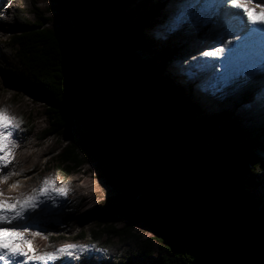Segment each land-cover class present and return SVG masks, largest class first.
Returning <instances> with one entry per match:
<instances>
[{
  "label": "trees",
  "instance_id": "1",
  "mask_svg": "<svg viewBox=\"0 0 264 264\" xmlns=\"http://www.w3.org/2000/svg\"><path fill=\"white\" fill-rule=\"evenodd\" d=\"M56 1L73 24L70 45L44 27L47 17L29 24L20 16L22 30L1 42L0 73L45 102L47 125L39 139L65 136L78 115L91 118L87 134L63 145L54 158L63 177L86 161L95 163L109 182L114 174L128 181L126 193L109 200L111 209L126 208V216L140 204L148 210L140 219L156 232L153 239L142 238L132 224L75 233L106 250L95 255V264L149 258V264H264V192H254V200L241 183L249 174L251 185L264 186V144L259 153L251 151L264 130L246 137L228 120L215 130L207 156L192 157L200 148L197 137L210 132L224 112L186 125L177 91L154 69L132 68L133 53L153 46L139 19L131 27L120 20L123 3L136 0ZM139 103L146 107L145 120L135 112ZM26 125L21 129L29 135ZM237 137L243 140L239 153L232 149ZM49 225L56 229L49 242L64 238ZM155 241L166 252L154 259Z\"/></svg>",
  "mask_w": 264,
  "mask_h": 264
},
{
  "label": "rangeland",
  "instance_id": "2",
  "mask_svg": "<svg viewBox=\"0 0 264 264\" xmlns=\"http://www.w3.org/2000/svg\"><path fill=\"white\" fill-rule=\"evenodd\" d=\"M169 1L171 0H136L131 5L129 2L127 4L125 2L123 3V9L119 11V16L120 20H126L130 27L136 19L143 23V34L153 41V46L147 50H136L133 53L132 68L143 66L145 70L154 69L160 80L164 83L167 82L177 91L184 111L183 117L187 121L186 125L196 124L205 117L210 118L215 112H224L210 132L202 131L197 137L195 143L200 148L194 150L192 157L204 158L207 156L208 142L211 141L215 130L228 120L235 121L240 130L245 132L246 137L260 135L264 130V115L257 117L258 121L255 120V128H252V122H242L239 115L240 104L245 100L242 95L236 94L231 89H226L222 93L223 95L213 99L208 94L199 91L196 88L195 81L193 83L187 80L185 78L186 75L178 70L179 68L176 67V64L170 62L172 55L184 53L193 45L198 44L201 25H190L175 35L165 33L163 27L159 28L157 22L168 20L167 11L171 7ZM257 2L264 3V0H257ZM31 6L33 5L29 0H24L23 2H17V4L14 3V6H9L6 13L0 11V18L10 17L12 19L11 25L7 23L0 24V47L1 42L8 35L22 30L18 23V17L20 16L25 17L29 24L37 20L40 21V16L47 17L48 21L43 24L44 27L53 30L60 37L62 44L68 47L70 39L68 38L67 30L72 29L73 24L67 11L61 9L56 0H40L35 7L39 8L41 15L34 11H29ZM139 12H141V15ZM258 16H264V12L260 9H257L256 17ZM194 29H196L197 34L193 35V39H191L188 35L195 31ZM156 30H160L164 37L159 39ZM121 34L123 35L122 32ZM195 36L197 37L195 38ZM258 58L262 59L261 56ZM245 63L247 62L237 60L235 61V67L243 68ZM262 90L264 91V88ZM193 104H195L196 108ZM0 107L5 108L10 115L15 116L21 124H27V129L31 131L29 135H25L24 131L18 130L15 136L17 146L13 149L10 160V163H12H9L8 170L24 173L25 179L22 181L20 191H15L10 193V195L31 191L33 188L38 187L45 177H48L57 187L64 186L67 193L74 190L78 193L77 196L71 195V198L65 200L57 198L55 204L52 201H46V209L36 213L32 222H41L40 224H42L43 228L40 231L43 234L40 236H32L30 233L26 234V237L32 241L31 247L33 249H37V252H48L64 244L92 245L89 238H75V233L79 229L96 232L103 225L120 229L127 224H132L133 231L142 238L153 239L157 237L154 229L140 219L141 216L148 212L143 205H138L130 216H126V208L121 210L110 208L109 200L126 193L125 187L128 182L121 176L114 174L111 179L115 181L109 183L106 174L95 163L88 161L84 162L81 167L72 170L65 177L55 167L54 158L62 146L87 134L85 124L89 123L90 117L78 115L68 127L65 136L55 134L39 139L38 137H40L42 130L47 125V120L44 116L45 102L23 90L16 81L5 73H0ZM258 107L264 111L263 105L258 104ZM242 141L241 138L237 137L232 145V149L237 151V153L240 152V143ZM263 144L264 138L259 139L257 137V144L251 149L252 153H259ZM24 156L27 159L26 162L20 163L17 161ZM214 156L216 158L220 157L216 153ZM248 177L249 174H246L242 178L241 183L244 185V190L249 191L253 199L257 200L259 195H255L254 192L260 191V188L264 192V186L258 181H256V185H251ZM6 183L0 185V189L3 188L5 193ZM261 198L264 199L263 193ZM261 212H264V206L261 208ZM49 224L57 226V230L64 238L59 239L57 242H47L48 234L56 231ZM102 238L106 240V236L103 235ZM184 240L187 241L188 239L184 238ZM165 252L160 241H155L153 258L155 259ZM98 253L102 254L103 252L94 248L90 249V253L84 254L79 260L62 258L49 262V264H95V255ZM77 254H80L79 250H77ZM150 261V258L129 260L128 264H149Z\"/></svg>",
  "mask_w": 264,
  "mask_h": 264
},
{
  "label": "snow or ice",
  "instance_id": "3",
  "mask_svg": "<svg viewBox=\"0 0 264 264\" xmlns=\"http://www.w3.org/2000/svg\"><path fill=\"white\" fill-rule=\"evenodd\" d=\"M256 9L264 12V3L257 0H177L175 13L162 27L165 33L172 35L190 25L201 23L211 22L219 29L212 43L190 59L201 73L210 70L220 74L223 71L224 79L216 85V89L222 93L257 75L264 77V58L254 62L250 55L257 48L260 36L264 35V17L255 19ZM245 53L249 54L244 57L247 63L243 68H236L235 61ZM18 130H23L21 122L0 107V185L16 174L8 170V165L13 149L17 146L15 136ZM18 186L17 180L8 184V189H16ZM66 194L64 186H55L48 177L28 192L10 195L0 189V264H49L62 258L79 260L95 248L94 245L72 243L52 251L37 252L31 247L32 241L26 234H43L31 230L34 227L31 222L37 210L45 209L46 201L55 204L57 198H63Z\"/></svg>",
  "mask_w": 264,
  "mask_h": 264
},
{
  "label": "bare ground",
  "instance_id": "4",
  "mask_svg": "<svg viewBox=\"0 0 264 264\" xmlns=\"http://www.w3.org/2000/svg\"><path fill=\"white\" fill-rule=\"evenodd\" d=\"M16 1L17 2H23L24 0H15L12 4H10V6H14V3L17 4ZM29 1L33 5V6L29 7V11H34L35 13L40 14L39 8H36L35 7L36 4L38 2H40V0H29ZM2 2L3 1L0 0V9L2 8V5H3ZM1 3H2V5H1ZM3 7H5V6H3ZM6 9H7V7H6ZM139 14L141 15V12H139ZM256 14H257V9L254 12V17H256ZM262 17H264V16H261V18ZM11 20L12 19L10 17H4V18L2 17V18H0V24L7 23V24H10L11 25V22H12ZM257 20H259V19H257ZM200 25H201V29H200V35L201 36H198L197 35L198 36V39H200V37H202V39H203L204 36L207 33H210V32H212V33L213 32H218V30H219L211 22H209L207 24L201 23ZM156 32L162 34V35H158V38L159 39H161L162 37H164V34L160 30H156ZM196 34H197V31H193V32L189 33L188 36H189V38L193 39V35H196ZM197 36H195V38ZM259 41L264 42V38H259ZM174 68H176V67H174ZM182 74H185L186 75L185 78L187 80H189V81H192L193 83H194V80H196L197 82H199L200 83L199 84V87L196 86V88L197 89H200L202 91L201 82H200L201 80L200 79L205 78V77H210V76L212 77L213 72H211L209 70L208 72L201 73L199 71V68L196 65H193L191 68L187 69L185 72L183 71ZM222 74H224V73H222ZM263 88H264V77H261L259 75H257L254 79H252L250 81L245 80V81H242L240 84L235 85L232 88H228V89H231V91H234L236 94L242 95L243 98L245 99L244 102L240 104V108H239L240 109V114L239 115L241 116V121L242 122H245V123L246 122H252V128H255L256 127L255 126V120L258 121L257 120V117H260V115H264V111L262 109H259V107H258V104L264 106V91L262 90ZM202 92L204 93V91H202ZM208 93H209L208 95L210 97H213V94H211L210 92H208ZM17 161L20 162V163H23V162H26L27 159L24 156V157L21 158V160L18 159ZM14 173H16L17 175L24 174V173H20V172H14ZM16 174L13 175L12 177H10L9 180L12 179V178H16ZM6 182L9 183V181H6ZM7 183H6V187H7ZM71 195L75 197V196L78 195V193L76 192V190L71 191V192H68L66 194V196L64 198H61V199L62 200L69 199V198H71ZM45 209H43V210H45ZM43 210H37L36 213H39L40 211L42 212ZM33 223L40 224L41 222H33Z\"/></svg>",
  "mask_w": 264,
  "mask_h": 264
},
{
  "label": "water",
  "instance_id": "5",
  "mask_svg": "<svg viewBox=\"0 0 264 264\" xmlns=\"http://www.w3.org/2000/svg\"><path fill=\"white\" fill-rule=\"evenodd\" d=\"M142 97H140V99H139V101H141L142 102ZM135 112H136V114H137V116L141 119V120H145L146 119V116L144 115V111H146V107H145V105L144 104H140L139 103V105L137 104V105H135ZM152 111V110H151ZM123 179H125V178H123ZM126 180V179H125ZM127 181V180H126ZM128 182V181H127ZM109 183H112V182H109Z\"/></svg>",
  "mask_w": 264,
  "mask_h": 264
}]
</instances>
